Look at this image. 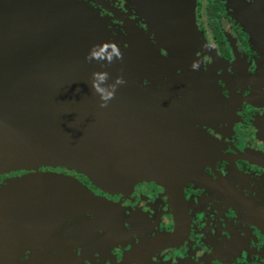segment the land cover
<instances>
[{
	"label": "flooded vegetation",
	"instance_id": "obj_1",
	"mask_svg": "<svg viewBox=\"0 0 264 264\" xmlns=\"http://www.w3.org/2000/svg\"><path fill=\"white\" fill-rule=\"evenodd\" d=\"M80 1L132 63L172 65L145 74L158 92L139 97L177 113L141 118L157 136L136 144L174 148L173 171L124 192L59 166L0 176L58 174L91 193L70 198L61 221L1 223L0 264H264V0ZM180 19L176 46L167 33Z\"/></svg>",
	"mask_w": 264,
	"mask_h": 264
},
{
	"label": "water",
	"instance_id": "obj_2",
	"mask_svg": "<svg viewBox=\"0 0 264 264\" xmlns=\"http://www.w3.org/2000/svg\"><path fill=\"white\" fill-rule=\"evenodd\" d=\"M185 26L183 20L180 28ZM167 35L178 46L177 35ZM110 37L103 19L80 0H0V176L59 166L107 192L169 176L166 163L155 160L176 157L174 148L136 143L157 136L156 129H144L141 118L158 124L170 111L139 97L153 88L135 85L139 69L125 55L106 69L85 59L93 45ZM104 70L111 74L109 83L121 74L127 82L101 108L90 81L94 71ZM77 193L90 192L58 174L8 179L0 184V224L61 221Z\"/></svg>",
	"mask_w": 264,
	"mask_h": 264
},
{
	"label": "clouds",
	"instance_id": "obj_3",
	"mask_svg": "<svg viewBox=\"0 0 264 264\" xmlns=\"http://www.w3.org/2000/svg\"><path fill=\"white\" fill-rule=\"evenodd\" d=\"M85 59L89 63L95 61L101 65V68L106 69L108 65L115 63L117 60H122L123 53L116 43L103 42L102 44L93 45ZM193 67L196 68L198 65L194 64ZM111 79V74L106 70L94 71L91 75L90 87L92 92L99 96L101 108H106L109 102L115 98L118 87L127 82L123 74L117 76L112 83H109Z\"/></svg>",
	"mask_w": 264,
	"mask_h": 264
},
{
	"label": "crops",
	"instance_id": "obj_4",
	"mask_svg": "<svg viewBox=\"0 0 264 264\" xmlns=\"http://www.w3.org/2000/svg\"><path fill=\"white\" fill-rule=\"evenodd\" d=\"M182 22H183V19H180L179 28H180ZM188 29L191 32L190 26H188ZM184 33H185V29L184 28H182V29L180 28L179 32L178 31L176 32V35H177V37H180V36L183 37V34ZM191 37L197 38V35H195V31H194V36L191 33ZM198 41L200 42V38H199V40L197 38V42ZM177 54H178V52H177ZM173 56H175V55H173ZM125 57H126L127 61L130 62L131 65H134L136 67V69H139L138 72H137V76L133 78L135 85L139 86L140 88H147V89L148 88L151 89V87H152L153 88V91L152 92H158L157 89H155V83H151L150 85L145 86L144 84H142L141 82L139 83L138 81L139 80L141 81L142 77H144L145 74H146V77L152 76V77H155V79L157 80L158 79L157 77L160 76L159 74L162 71H172L170 69L172 65H170L168 61L167 62H164V61H161V62L153 61L154 66L151 65L152 66L151 68H147V67L144 66V63L143 62L136 61L135 63H132L128 59V56L126 54H125ZM167 69H169V70H167ZM191 69L195 70L194 68H191ZM196 70H197L196 72L198 73V69H196ZM147 71H149L151 74L148 73ZM152 92H146V93H149L150 94Z\"/></svg>",
	"mask_w": 264,
	"mask_h": 264
},
{
	"label": "rangeland",
	"instance_id": "obj_5",
	"mask_svg": "<svg viewBox=\"0 0 264 264\" xmlns=\"http://www.w3.org/2000/svg\"><path fill=\"white\" fill-rule=\"evenodd\" d=\"M117 40V39H116ZM114 41H115V38H114ZM114 41H112V42H114ZM170 159H173V158H170ZM155 161H159L161 164H164V163H166V165H167V167H168V169L170 170V171H173L172 170V168H171V166L168 164V162L169 161H166L165 159H163L161 156H159V158H157ZM165 165V164H164ZM165 165V166H166ZM40 167V166H39ZM37 168V167H36ZM11 173H13V172H11ZM11 173H8V174H6V175H10ZM90 180V179H89ZM91 181V180H90ZM92 182V181H91ZM94 184V183H93Z\"/></svg>",
	"mask_w": 264,
	"mask_h": 264
}]
</instances>
